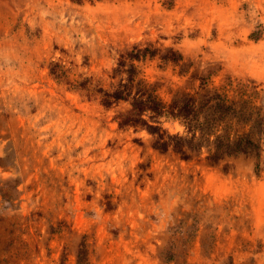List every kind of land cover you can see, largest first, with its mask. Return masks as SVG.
Wrapping results in <instances>:
<instances>
[{
	"label": "rangeland",
	"instance_id": "rangeland-1",
	"mask_svg": "<svg viewBox=\"0 0 264 264\" xmlns=\"http://www.w3.org/2000/svg\"><path fill=\"white\" fill-rule=\"evenodd\" d=\"M0 264H264V0H0Z\"/></svg>",
	"mask_w": 264,
	"mask_h": 264
},
{
	"label": "trees",
	"instance_id": "trees-1",
	"mask_svg": "<svg viewBox=\"0 0 264 264\" xmlns=\"http://www.w3.org/2000/svg\"><path fill=\"white\" fill-rule=\"evenodd\" d=\"M139 113H140V115H141V114L143 113V111H140ZM129 119H130V118H129ZM128 121H129V120H127V122H126V123H129ZM127 125H128V124H127Z\"/></svg>",
	"mask_w": 264,
	"mask_h": 264
}]
</instances>
